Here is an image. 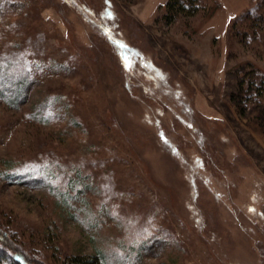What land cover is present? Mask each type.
<instances>
[{"label":"rangeland","instance_id":"1","mask_svg":"<svg viewBox=\"0 0 264 264\" xmlns=\"http://www.w3.org/2000/svg\"><path fill=\"white\" fill-rule=\"evenodd\" d=\"M173 1L0 0V251L264 264V0Z\"/></svg>","mask_w":264,"mask_h":264},{"label":"trees","instance_id":"2","mask_svg":"<svg viewBox=\"0 0 264 264\" xmlns=\"http://www.w3.org/2000/svg\"><path fill=\"white\" fill-rule=\"evenodd\" d=\"M186 7L184 4L179 2V0H174L172 3L169 5V12L171 13V16L174 15L175 13L179 14L182 13L183 11L185 12ZM190 12H195L194 9ZM0 72H5L6 70H9V65H6L5 67H0ZM10 72V71H9ZM264 79V78H263ZM264 83V80L262 81ZM12 86L16 87V92H11L6 89V92L10 98L18 97L20 98V90L22 89V83L20 82H10ZM0 241L5 242L9 245L12 243L13 239L10 237L9 233L2 230L0 228ZM8 245V246H9ZM0 264H32L27 258L24 256V254L21 251H10L9 252H4L0 251ZM68 264H100L99 260L95 257H70L68 259Z\"/></svg>","mask_w":264,"mask_h":264},{"label":"snow or ice","instance_id":"3","mask_svg":"<svg viewBox=\"0 0 264 264\" xmlns=\"http://www.w3.org/2000/svg\"><path fill=\"white\" fill-rule=\"evenodd\" d=\"M124 59H125V62H126V64H127V62H128V57L125 56Z\"/></svg>","mask_w":264,"mask_h":264}]
</instances>
